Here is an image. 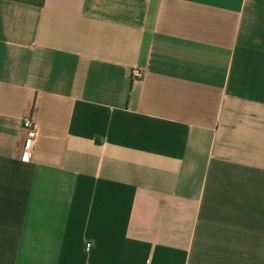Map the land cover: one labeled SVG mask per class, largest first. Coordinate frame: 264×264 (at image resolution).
<instances>
[{"label": "crops", "instance_id": "0c3cea01", "mask_svg": "<svg viewBox=\"0 0 264 264\" xmlns=\"http://www.w3.org/2000/svg\"><path fill=\"white\" fill-rule=\"evenodd\" d=\"M0 264H264V0H0Z\"/></svg>", "mask_w": 264, "mask_h": 264}, {"label": "built area", "instance_id": "2783aa9c", "mask_svg": "<svg viewBox=\"0 0 264 264\" xmlns=\"http://www.w3.org/2000/svg\"><path fill=\"white\" fill-rule=\"evenodd\" d=\"M143 75V71L140 69H135L132 72V80H139ZM22 126L26 132V138L23 144V149L21 157L23 161H29L31 156L34 153L36 142L38 139V123L36 121L34 112L31 110L27 115L22 119ZM93 249L92 243H87L85 246L86 252H91Z\"/></svg>", "mask_w": 264, "mask_h": 264}]
</instances>
